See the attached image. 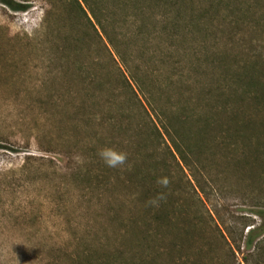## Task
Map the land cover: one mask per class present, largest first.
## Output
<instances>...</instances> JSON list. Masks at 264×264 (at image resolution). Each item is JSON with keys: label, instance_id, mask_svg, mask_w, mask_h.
I'll use <instances>...</instances> for the list:
<instances>
[{"label": "trees", "instance_id": "16d2710c", "mask_svg": "<svg viewBox=\"0 0 264 264\" xmlns=\"http://www.w3.org/2000/svg\"><path fill=\"white\" fill-rule=\"evenodd\" d=\"M44 1L42 41L62 72L71 68L75 99L81 100L77 110L87 112L88 125L112 142L103 151L132 160L124 163L115 183L132 190L137 215L120 237L133 236L134 247L111 251L103 246L101 255L90 252L79 264H264L261 204L253 205V215L225 218L216 183L205 168L219 161L225 168L255 166L258 152L246 161L244 145L257 146V129L264 126V60L249 56L254 60L244 79L245 64L226 66L224 53L182 52L195 34L215 32L211 13L220 11V3ZM256 1L245 10L253 11L251 18L224 21L262 26L264 0ZM231 5L232 13L244 12ZM150 62L158 68L146 67ZM175 173L182 176L180 182Z\"/></svg>", "mask_w": 264, "mask_h": 264}, {"label": "rangeland", "instance_id": "374dc122", "mask_svg": "<svg viewBox=\"0 0 264 264\" xmlns=\"http://www.w3.org/2000/svg\"><path fill=\"white\" fill-rule=\"evenodd\" d=\"M9 1L28 8L17 10L0 1V264H79V258L90 252L101 255L103 246L111 251L129 244L134 247L133 236L120 237L137 215L132 190L115 183L124 163L132 160L110 167L101 156L104 146L112 142L88 125L87 112L77 110L81 100L75 99L68 75L71 68L62 72L49 46L43 44L47 3ZM194 1L220 3L221 9L211 13L217 19L215 32L195 34L182 52L186 48L201 57L207 50L224 53L226 66L245 64L241 77L248 78L254 60L249 56L257 54L264 60V17L262 26L254 29L224 20L251 18L253 11L245 10L258 2ZM231 4L244 12L232 13ZM158 65L150 62L146 67ZM260 66L264 76V62ZM262 96L264 121V89ZM257 135V146L244 145L246 161L258 152L255 166L225 168L221 161L205 166L216 183L219 209L229 220L253 215L257 203L264 210V126ZM180 176L175 173L174 180L180 182Z\"/></svg>", "mask_w": 264, "mask_h": 264}, {"label": "clouds", "instance_id": "9594fccd", "mask_svg": "<svg viewBox=\"0 0 264 264\" xmlns=\"http://www.w3.org/2000/svg\"><path fill=\"white\" fill-rule=\"evenodd\" d=\"M101 156L110 167H116L120 164H123L126 159L124 154L117 153L113 150H105L101 152Z\"/></svg>", "mask_w": 264, "mask_h": 264}]
</instances>
